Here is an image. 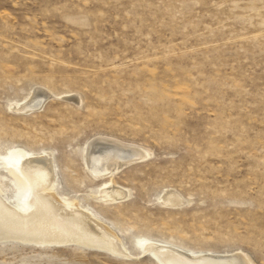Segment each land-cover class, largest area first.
<instances>
[{
  "label": "rangeland",
  "instance_id": "374dc122",
  "mask_svg": "<svg viewBox=\"0 0 264 264\" xmlns=\"http://www.w3.org/2000/svg\"><path fill=\"white\" fill-rule=\"evenodd\" d=\"M38 87L53 98L13 110ZM96 136L150 150L114 177L123 201L106 202L109 178L85 166ZM45 150L60 199L111 229L129 257L0 242V264H159L144 242L264 264V0H0L7 202L27 201L17 153ZM171 189L185 204H161Z\"/></svg>",
  "mask_w": 264,
  "mask_h": 264
},
{
  "label": "bare ground",
  "instance_id": "6f19581e",
  "mask_svg": "<svg viewBox=\"0 0 264 264\" xmlns=\"http://www.w3.org/2000/svg\"><path fill=\"white\" fill-rule=\"evenodd\" d=\"M38 88L42 93L37 98L32 94L21 104H15L13 110H34L33 108L44 104L46 98H53L51 91ZM149 155L150 150L139 145L124 143L112 137L96 136L85 145L83 160L94 179L109 178V181L101 182V197L106 202L116 203L127 199L129 191L119 186L114 177L125 166L144 161ZM15 165L20 177L29 186L27 201L25 206L10 204L2 197L0 190V242L78 245L87 249L105 250L114 256L129 257L121 240L111 229L76 203L69 204L60 199L54 189L57 174L49 151L45 150L37 155L18 152ZM160 201L161 204L178 208L185 199L179 192L171 189L161 193ZM143 247L144 251L153 253L159 264H255L242 251L187 252L176 246L157 242H144Z\"/></svg>",
  "mask_w": 264,
  "mask_h": 264
}]
</instances>
